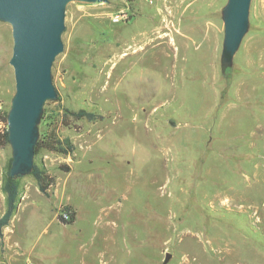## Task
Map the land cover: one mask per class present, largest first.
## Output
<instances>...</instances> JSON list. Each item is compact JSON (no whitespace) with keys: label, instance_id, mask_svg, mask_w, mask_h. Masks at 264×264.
Wrapping results in <instances>:
<instances>
[{"label":"rangeland","instance_id":"rangeland-1","mask_svg":"<svg viewBox=\"0 0 264 264\" xmlns=\"http://www.w3.org/2000/svg\"><path fill=\"white\" fill-rule=\"evenodd\" d=\"M226 2L68 6L52 70L58 98L42 133L52 137L66 110L104 119L57 127L71 155H35L55 184L44 195L33 175L19 180L0 264H264V0H252L229 78L220 64ZM128 8L131 20L115 22ZM12 50V27L0 22L8 103ZM11 160L10 145L0 146V217Z\"/></svg>","mask_w":264,"mask_h":264},{"label":"water","instance_id":"water-1","mask_svg":"<svg viewBox=\"0 0 264 264\" xmlns=\"http://www.w3.org/2000/svg\"><path fill=\"white\" fill-rule=\"evenodd\" d=\"M72 3H110V0H0V22L12 27L15 92L10 102L8 139L12 150L9 175L15 180L31 175L35 149L41 138L45 107L58 98L52 70L64 52L63 33ZM252 0H227L221 10L224 38L221 73L229 78L235 57L251 26ZM171 258L167 253L165 263Z\"/></svg>","mask_w":264,"mask_h":264},{"label":"trees","instance_id":"trees-1","mask_svg":"<svg viewBox=\"0 0 264 264\" xmlns=\"http://www.w3.org/2000/svg\"><path fill=\"white\" fill-rule=\"evenodd\" d=\"M46 119V111L43 115V120ZM81 119H85L89 122L101 121L104 119V116L101 114H97L95 112L87 111L85 109H81L79 111H70L66 110L61 117V120L58 122V126H70L74 121H78ZM43 123V121H42ZM53 132L52 137H48L42 133L41 129V138L36 146L35 155L41 149H47L48 151L59 153L62 155H71L75 148L69 139H61L57 135V127ZM42 128V125H41ZM9 144L8 132L0 138V146H6ZM12 164V160L9 165L8 175L3 184V190L6 193V210L3 215L0 217V239L3 241L4 239V228L7 227L14 216L17 210L18 198L20 195V182L19 180H15L10 177V167ZM64 169L67 171L69 168L64 166ZM38 183L39 190L44 195H48L49 189L55 184V178L47 172L45 168L39 167L36 164L34 165V170L32 174ZM64 212L69 215V218H65L62 216V220L65 224L71 225L75 222V211L71 206H66L64 208Z\"/></svg>","mask_w":264,"mask_h":264},{"label":"built area","instance_id":"built-area-1","mask_svg":"<svg viewBox=\"0 0 264 264\" xmlns=\"http://www.w3.org/2000/svg\"><path fill=\"white\" fill-rule=\"evenodd\" d=\"M129 7L130 4L135 2L136 0H124ZM149 5L154 3V0H139ZM130 10V8L122 11L119 15L114 18L115 22H129L131 20L130 15L126 12ZM10 110V103L5 102L4 100L0 99V138L4 136L8 132V120L7 116ZM62 215L65 218H69V215L66 212H63Z\"/></svg>","mask_w":264,"mask_h":264},{"label":"bare ground","instance_id":"bare-ground-1","mask_svg":"<svg viewBox=\"0 0 264 264\" xmlns=\"http://www.w3.org/2000/svg\"><path fill=\"white\" fill-rule=\"evenodd\" d=\"M163 46V45H162ZM171 56V55H170ZM159 58H160V56H159ZM177 58V57H176ZM176 66V65H175Z\"/></svg>","mask_w":264,"mask_h":264}]
</instances>
